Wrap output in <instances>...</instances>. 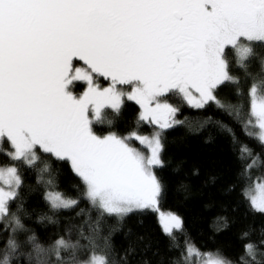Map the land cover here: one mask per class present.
<instances>
[{
	"label": "snow or ice",
	"instance_id": "snow-or-ice-1",
	"mask_svg": "<svg viewBox=\"0 0 264 264\" xmlns=\"http://www.w3.org/2000/svg\"><path fill=\"white\" fill-rule=\"evenodd\" d=\"M233 66L243 70V81L232 73ZM253 66L255 73L249 71ZM80 84L85 87L77 93ZM226 84L246 95L243 129L264 149V0H0V156L13 162L0 164V232L7 234L0 264H19L16 234L27 231L17 215L23 209V202L17 203L23 186L18 165L33 169L42 157L67 163L80 180L77 198L45 193L53 213L71 210L83 199L89 209L77 215L87 211L90 218L94 211L95 227H89L95 233L106 218L119 222L156 211L170 247H179L174 230L182 231L183 221L159 211L163 134L183 123L170 99L196 109L210 103L220 107L216 93ZM125 99L139 106L133 128L97 135L93 125H113ZM144 125L153 126L150 135L140 134ZM221 126L236 142L234 131ZM238 151V158L247 161L241 176L251 180L250 170L264 167V158L246 144ZM49 171L45 161L37 184L54 185L44 179ZM243 195L249 211L264 216V182L245 187ZM13 203L16 211H10ZM41 219L55 223L52 216ZM249 235L245 231L241 238ZM260 236L259 244H244L240 264H248L245 257L264 264L256 259L264 247V227ZM83 238L91 247L84 259L79 242L63 236L48 248L29 236L27 256L30 261L34 256L36 264H48L53 256L56 264H130L135 254L129 245L116 255L108 237L99 251L93 236ZM194 250L187 245L189 254ZM208 255V264H233L220 253Z\"/></svg>",
	"mask_w": 264,
	"mask_h": 264
},
{
	"label": "trees",
	"instance_id": "trees-1",
	"mask_svg": "<svg viewBox=\"0 0 264 264\" xmlns=\"http://www.w3.org/2000/svg\"><path fill=\"white\" fill-rule=\"evenodd\" d=\"M231 71L243 81L242 69L233 66ZM249 71L255 73L258 69L253 66ZM100 83L107 86V82L103 80ZM84 87L80 84L74 91L80 93ZM246 90L247 84H243L242 92ZM216 95L222 106L210 103L202 109L188 107L175 98L170 99L171 103L179 107L176 118L183 123L163 134L164 166L157 169V175L164 186L159 211L173 213L183 221L182 231L174 230L179 247H170L171 241L164 234L156 211L131 214L119 222L115 218H106L95 233L89 227H95V212L91 213L90 218L87 211L83 215H77L81 209H89L88 202L83 199L71 210L53 213L45 202V193L50 190L59 191L66 197L77 198L79 193L76 186L80 185V180L67 163L42 157L36 168L18 165L23 186L17 203L23 202V209L17 215L27 229L16 234L20 243L17 254L19 264H36L34 256L31 261L27 256L32 251L31 244L27 243L29 236H35L37 242L45 248L61 236L73 243L78 241L81 245L78 252L81 259L86 258L91 251L89 241L83 237L93 236L98 246L97 251L103 247L104 237H108L116 255L132 245L135 254L129 257L130 264H143L144 260L149 264H170L172 260H179V264H196L188 259L208 264L207 252L220 253L233 264H240L239 258L245 255L244 244H259L261 240L260 229L264 227V216L249 211L243 192L245 187L250 188L256 181L264 180V167L251 169V180L243 179L241 170L247 161L238 158V149L241 144H246L261 158H264V149L245 135L243 129L244 122L248 119L246 95H238L227 84L221 86ZM234 109H238V117ZM103 111L109 115L112 113L110 108ZM138 113L139 106L134 101L125 99L122 114L113 125L94 124L93 130L101 136L109 132L124 134L133 128L134 118ZM221 125L234 131L236 142ZM152 131L153 126L150 125L139 128L142 135H150ZM134 145L145 150L136 141H133ZM45 161L50 164V171L44 174V179L51 178L54 182L52 187L45 183L37 184L38 171ZM5 163L13 162L0 156V164ZM10 211H16V203L10 205ZM43 215L52 216L55 223L42 220ZM245 231L250 235L242 239ZM6 239L7 234L0 232V244ZM188 244L195 249L191 254L186 251ZM260 253H264V247L259 248L256 253L257 260H264ZM245 260L251 264L248 257ZM48 264H56L54 256L49 259Z\"/></svg>",
	"mask_w": 264,
	"mask_h": 264
},
{
	"label": "rangeland",
	"instance_id": "rangeland-1",
	"mask_svg": "<svg viewBox=\"0 0 264 264\" xmlns=\"http://www.w3.org/2000/svg\"><path fill=\"white\" fill-rule=\"evenodd\" d=\"M177 119V118H176ZM177 120H179V119H177ZM135 146V145H134ZM135 147H138V146H135ZM139 148V147H138ZM141 150H143V149H141ZM145 152L147 151L146 149L144 150ZM261 182H264V180H260V181H256L255 183H261ZM254 183V184H255ZM254 184H253V186H254ZM253 186H251V187H253ZM250 187V188H251ZM217 252H207L206 253V255H207V257L206 258H208V259H210V256L208 255V254H211L212 255V257H214L215 256V254H216ZM194 256V255H193ZM188 259V258H187ZM188 261L189 262H192V263H196V264H201V263H199V262H197V261H195V260H192V259H188Z\"/></svg>",
	"mask_w": 264,
	"mask_h": 264
}]
</instances>
